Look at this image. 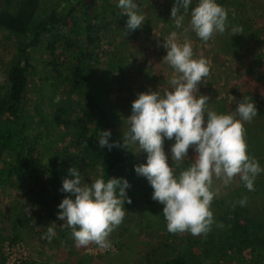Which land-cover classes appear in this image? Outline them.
<instances>
[{
	"label": "trees",
	"instance_id": "1",
	"mask_svg": "<svg viewBox=\"0 0 264 264\" xmlns=\"http://www.w3.org/2000/svg\"><path fill=\"white\" fill-rule=\"evenodd\" d=\"M216 2L227 10L229 26L242 29L235 33L236 38L242 37L248 46L247 50H242L236 40L222 47L224 55L238 62L239 70L235 84L220 89L225 98L216 111L226 114L235 110L237 102L248 96L256 97L264 106V80L260 78L258 66L259 60L264 61V28L259 25L264 24V0ZM197 3L198 0H192L190 9ZM117 4L118 0H0V32L14 39V53L4 83L0 85V185L14 190L6 219L8 229L2 227L0 254L5 232L11 235L7 242L16 243L23 232L35 235L34 231L44 220L53 217L52 210L57 216L60 211L57 206L69 195L61 191L62 181L73 179L69 170L74 167L80 174L86 170L96 171L100 177L103 173L105 181L108 178L128 181L130 187L126 193L131 203L124 204L126 214H138L147 219L156 216V231H165L160 248L161 264H220L222 253L229 246L222 245L219 259L211 262L206 249L217 237L209 232L169 240L171 233L166 228L163 205L152 199L153 189L148 180L134 170L135 165L146 163V157L134 147L127 150L122 146L127 129L115 101L126 70L116 55L110 57L102 47L107 35L122 41L127 33L128 17ZM170 13L171 9L162 22H168ZM145 17L147 21L148 13ZM169 22L174 23L172 18ZM185 22H189V17H185ZM38 48L44 56L39 72L30 54ZM31 86L35 96L28 102ZM256 108L257 116L245 124V138L248 155L255 157L264 169V107ZM104 131L111 133L108 141L113 146L110 149L99 145ZM195 155V150H188V158L177 172L186 168ZM238 178L239 186H244ZM35 188L38 191L34 192ZM256 188L264 194V171L255 179L254 192ZM30 203L36 208L27 218L25 210L32 209ZM218 203L219 196H216L211 210ZM249 217L247 221L252 220ZM220 220L223 221L218 229L220 233H226L227 229L232 234L245 231L234 212L230 218ZM0 221L3 224L4 221ZM62 229L55 240H45L49 245L44 252L49 255L20 264L67 263L72 250L79 247L71 229ZM39 242L44 243V240ZM0 259L2 261V256ZM63 259L65 262H61Z\"/></svg>",
	"mask_w": 264,
	"mask_h": 264
},
{
	"label": "clouds",
	"instance_id": "2",
	"mask_svg": "<svg viewBox=\"0 0 264 264\" xmlns=\"http://www.w3.org/2000/svg\"><path fill=\"white\" fill-rule=\"evenodd\" d=\"M190 5L192 0H175L170 13L176 28H181L185 17H189L185 37L191 30L207 42L215 33L226 31L228 13L216 0H198L191 9ZM117 7L128 17L129 31L145 23L146 17L134 0H118ZM163 47L167 50L163 61L174 70L169 86L138 94L126 119L122 146L147 153L146 163L135 165L134 170L148 180L152 199L163 205L167 231L206 235L214 223L211 204L220 191L218 187L213 189V177L226 187L239 176L253 191L256 177L264 171L256 158L248 155L245 138V124L257 116V108L249 96L226 114L209 108V96L199 94L198 85L207 82L210 61L203 56L194 58L190 41L185 38L180 42L176 32L170 34ZM110 135L109 131L100 134L101 148L113 146L108 141ZM165 139H174L171 159L175 167L168 163ZM190 147L195 150V158L177 172L188 158ZM69 172L73 179L65 178L61 189L69 195L57 206V219L63 221L60 226L71 229L78 247L95 243L102 249L110 248L108 237L124 220L125 202L131 203L126 193L130 184L118 178L105 181L103 173L89 184L83 182L76 168ZM246 202L245 197L239 204ZM54 235V228L48 227L46 238L51 240Z\"/></svg>",
	"mask_w": 264,
	"mask_h": 264
},
{
	"label": "rangeland",
	"instance_id": "3",
	"mask_svg": "<svg viewBox=\"0 0 264 264\" xmlns=\"http://www.w3.org/2000/svg\"><path fill=\"white\" fill-rule=\"evenodd\" d=\"M137 5L140 6L139 12L144 15L148 13V20L145 21L142 27L132 31L127 30L122 41L116 40L112 35H107L102 41L103 50H107L110 57L116 55L117 57H115L126 70L124 78L120 79L122 83L119 88L121 90L118 92V97H116L117 101H115L119 106L122 118H124L125 129L128 126L126 119L131 115L132 102L138 98V94L149 90L156 91L169 86L168 82L174 70L163 61V57L167 54L163 43L169 39L172 32L178 34L180 42H183L185 38L190 41L194 58L203 56L210 61V74L206 78L207 82L198 85V92L209 96V108L216 111L225 98L220 89H223L224 86L234 85L235 74L239 70L238 62L232 57L224 55L226 52L222 50V47L225 46V43L227 45L229 41L235 42L237 40L236 44L242 50H247L248 46L244 39L242 37L237 39L232 31L233 28L229 24H227L224 33H215L213 38L207 42L200 40L191 30L185 37L184 28L188 27L189 22H185L181 28H176L174 23H170V17L167 20L168 22H162V19L165 20L166 16L168 17L167 12L173 5L171 0H138ZM259 25L264 28V24ZM42 39L46 40L43 37ZM230 48L228 47L227 49L230 50ZM13 53L14 39L6 33L0 32V85L4 83L5 73ZM30 54L39 72L40 61H44L41 48L30 51ZM258 63L261 68L260 78L264 80V61L259 60ZM246 67L247 60L244 62V69ZM38 76L42 75L38 73ZM32 89V86L29 87L28 102L35 96V92ZM250 99L255 103V106L264 107L256 97L251 96ZM173 143L174 139H165L164 151L166 156H168L169 165L173 163L175 166V162H172L171 159V146ZM134 149L137 151L135 147ZM189 150L194 151V148L190 147ZM140 152H142L143 157L147 156L146 152L142 150ZM260 167L263 169L262 165ZM80 175L83 182L89 184L98 178L96 171L86 170ZM238 177H234L231 184L226 187L222 185L221 180L213 177V189L218 187L221 193L217 195L219 196L218 205L212 210L214 223L209 232L217 238L212 239L210 246L206 249L208 253L207 259H219L220 248L226 244L229 249L222 253L220 264H264V194L262 190L258 192V188L254 192L249 191L242 184L240 187ZM36 191H38V188L34 189V192ZM13 192V189L7 190L3 185H0V215L8 206L11 208ZM245 197L247 202L241 206L239 201ZM30 205L32 209L25 210V217L27 218L31 216L33 209L36 208L31 203ZM231 212L239 216L240 224L245 226L244 232L232 234L228 229L226 233H220L218 230L223 222L220 219L226 216L230 218ZM51 213L53 217L50 216L46 221L44 220L45 223H42L39 229L34 231L35 235L23 232L22 237L16 242L27 252L26 261H39L42 260L45 254H50L44 252L49 245L45 243V240L48 242L49 239L45 236L44 228H46V235L48 227L54 228L55 235L52 237L54 240L57 234L63 230L60 226L61 221L57 219L56 212L52 210ZM247 215L248 217L250 215L249 218H252V220L247 221ZM1 217L3 218V215ZM2 223L0 221V225L8 229L7 223L5 221ZM157 224L158 218L156 216L147 219L145 216L138 214H126L123 222L108 237L111 243L110 248L102 249L95 243H90L88 246H83V249L81 246L79 249L72 250L67 260L68 262L60 264H72L77 261H84L87 264H161L160 248L163 246L162 237L165 231L157 232ZM42 226H44L43 229ZM190 234V232L171 233L169 240H179L183 235ZM10 236L7 231L5 240L1 243L2 247L5 243H9L7 241ZM39 240H44V243H40ZM231 250L233 253H231ZM67 252L68 250L65 253ZM39 255H42V257ZM1 256L0 254V258ZM212 260L211 262L216 263V260ZM2 261L0 259V264H4ZM63 261L65 262L64 259L61 260V262Z\"/></svg>",
	"mask_w": 264,
	"mask_h": 264
},
{
	"label": "built area",
	"instance_id": "4",
	"mask_svg": "<svg viewBox=\"0 0 264 264\" xmlns=\"http://www.w3.org/2000/svg\"><path fill=\"white\" fill-rule=\"evenodd\" d=\"M2 258L4 264H20L27 260V252L17 243H5Z\"/></svg>",
	"mask_w": 264,
	"mask_h": 264
},
{
	"label": "crops",
	"instance_id": "5",
	"mask_svg": "<svg viewBox=\"0 0 264 264\" xmlns=\"http://www.w3.org/2000/svg\"><path fill=\"white\" fill-rule=\"evenodd\" d=\"M9 211H10V206H8V208H6V210H4V211L2 212L3 218H2L1 215H0V219L6 222V219L8 218V217H7V213H8ZM0 212H1V211H0ZM3 230H4V228H2V226L0 225V238H1L2 235H3ZM5 234H7V233L5 232ZM5 234H4V235H5Z\"/></svg>",
	"mask_w": 264,
	"mask_h": 264
}]
</instances>
